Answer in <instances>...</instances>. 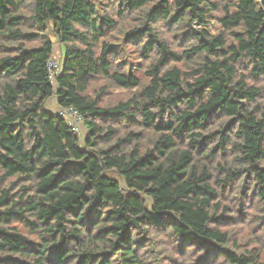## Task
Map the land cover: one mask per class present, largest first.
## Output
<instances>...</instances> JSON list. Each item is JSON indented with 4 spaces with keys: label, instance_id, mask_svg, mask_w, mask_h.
I'll list each match as a JSON object with an SVG mask.
<instances>
[{
    "label": "clouds",
    "instance_id": "1",
    "mask_svg": "<svg viewBox=\"0 0 264 264\" xmlns=\"http://www.w3.org/2000/svg\"><path fill=\"white\" fill-rule=\"evenodd\" d=\"M16 2L19 3L20 0ZM41 2L45 5V11L47 3L58 4L63 10L60 15L64 16L69 9L79 3V0H25L26 5L32 9L30 15H33L38 24L46 25V38H50L52 52H58L59 58L54 67L47 64V59H51L49 55L46 59L34 58L28 61L15 75L7 72L3 74L7 79L3 80L4 87L0 88V125L3 126L0 127V154L6 153L7 138L15 139L21 147L17 158L26 164L28 158H34V162L29 165L33 170L28 175L35 189L39 184L35 172L43 165L53 159L64 161L75 158L79 152H87L92 158L90 160L92 167L87 171L93 175L96 183L93 187L84 189V196L89 198V202L96 200L99 191V187L96 186L98 177L105 173L116 176L119 184L114 189V194L117 196L135 194L133 185L135 192L141 193L143 203L140 205V211L126 210L129 220H136L137 215L143 212L144 205L149 211L153 210L158 196L163 194L159 185L168 180L167 174L175 167L179 152H186L191 164L184 169L187 175L180 182L179 189H182L184 184L207 178L208 187L215 193L223 194L225 187L229 188L227 200H221L220 203L228 204L234 212L241 208L245 195L251 198V205H245L249 223L247 227L238 231L237 235L241 232L243 235L232 245L233 255L236 258L235 264H243L244 261H248L249 264H264V227L256 232L251 231L264 222V154L257 155V146L264 147V77L254 78L258 68H264V0H189L191 8L183 20L173 27L172 32H167L164 27L167 17L153 22L143 15L144 10L134 13L141 16L142 22L148 25L153 34L164 36L169 50L179 55L186 56L189 53L195 55V59L189 65L190 71L181 74L178 85L180 90L187 94L189 88L195 86L191 82H199L201 79H212L217 83L226 84L239 101V105H243L242 107L238 105L234 112L243 113L245 121L256 126V134H252L246 130L245 122L235 123L229 130L211 137L205 153V146L197 147V143L204 139L205 131L212 132L213 128H222L223 121L207 130L200 126L201 120L189 122L184 132L185 141L176 150L175 157L172 153L157 154L158 159L149 169L157 173V180L151 185H145L124 171L131 168L132 164L156 145L157 139L160 138V134H156L151 144L146 145L143 138H136V133L141 132L140 125L153 119L157 123L161 119L170 121L174 126L163 133V137L177 140V133L185 123L184 115L196 114L202 105L210 103L211 86L203 99L179 103V110L169 107L176 91L170 87L164 89L167 87L166 74L174 66L155 71L162 53H151L150 59L144 61L143 68H140L138 64L143 60L140 56L143 49L122 46L124 50L121 55L111 58V64L106 68L103 51L106 47V38L102 37L91 23L82 25L76 20H70L65 24L59 21L54 24L53 17L41 19L43 13L36 15L39 11L36 5ZM127 3L128 0H90V9H94L91 16L96 18L97 23L100 17H108L114 22H119L123 16L132 14L121 7ZM169 3L173 5L171 13H175L176 0H169ZM201 17L205 23L198 24L197 20ZM217 18H225L226 23L218 21ZM189 27L203 34L210 43L216 42L219 38L222 43L219 44L218 51L215 54L207 50L196 51L199 37L184 47H176L178 41H173L172 36L187 31ZM0 43H7L6 34H0ZM20 51H23V47ZM120 60H127L129 68H117ZM133 61L137 64H132ZM2 63L0 60V64ZM34 64L36 69L41 67L45 69L39 77L32 75ZM129 70L132 74L129 79L135 78L139 86H130L127 93L122 96V103L125 105L124 119L116 123H105L100 118L92 119L88 115L89 112L113 110L115 106L105 103V96L113 94L114 85L117 83L116 76H126ZM21 80H36L40 87L30 85L27 91L13 95L9 86L15 88ZM249 92L257 95L252 98L249 95L240 96V93ZM69 112L78 113V116L68 120L65 117ZM129 116L136 122V127L129 124ZM9 121L18 126L10 129L7 126ZM90 127L94 129V134ZM147 131V128L143 129V134L146 135ZM113 145L116 147L113 148ZM106 149L108 151H105ZM112 165L116 167L113 168ZM15 179V175L9 179V170L0 167V200L5 194L11 196L16 191L9 187L11 181ZM75 182L81 183L80 180ZM19 187H27V184H21ZM146 187L156 190V194L141 192ZM170 195L173 200L179 199L183 204L190 206L176 210L179 218L177 222L183 220L184 212L200 207L191 193L185 194L177 190V186H173ZM21 198L29 199L31 193L25 197L21 192L16 199ZM36 199L39 201L42 198ZM103 203L117 209L121 207L118 200L104 201L100 209L103 215H108ZM4 210L0 205V211ZM81 211L82 214L87 213L88 205L83 204ZM25 215L32 220L37 219L34 211H26ZM60 219L64 222V235L70 231H77L80 233L78 239L88 241L76 251L94 249L91 237L95 236V231L73 229L68 222L75 217L68 213ZM57 227L58 224L54 223L53 228ZM38 231L37 240L42 242L43 239L52 238L51 232L47 229ZM178 235L171 225L161 232L139 223L134 226L126 242V246H131L134 251L117 252L113 257V264H195L198 253L192 248L181 253L177 248ZM108 239L111 241L107 245L110 248L116 242V236ZM232 239L236 241V236ZM223 259L217 257L211 264H220ZM225 264L228 262L225 261Z\"/></svg>",
    "mask_w": 264,
    "mask_h": 264
},
{
    "label": "trees",
    "instance_id": "2",
    "mask_svg": "<svg viewBox=\"0 0 264 264\" xmlns=\"http://www.w3.org/2000/svg\"><path fill=\"white\" fill-rule=\"evenodd\" d=\"M36 7L39 10L36 15L43 13L41 19L53 17L54 24L56 21L65 24L70 20H76L82 25L91 23L101 36L106 38V47L103 50L104 67L106 68L111 64V58L121 55L124 50L122 46L143 49L140 52L143 60L138 64L140 68H143L144 61L150 59L151 53H162L155 71L169 68L170 65L174 66L166 74L167 87L164 89L167 90L170 87L176 91V95L171 98L169 107L179 110V103L201 100L211 86L210 103L202 105L196 114L184 115L185 123L177 133V140L163 137V133L174 126L170 121L161 119L157 123L153 119L140 125L141 132L136 133V138H143L146 145L151 144V140L156 134H160V138L157 139L156 145L144 152L132 164L131 168H126L124 171L145 185H151L154 180H157V173L149 171V169L158 159V155L172 153L175 157L176 150L185 141L184 132L189 126V122L195 123L196 120H201L200 126L207 130L213 128L214 124L223 121L222 128H213L212 132L205 131L204 139L197 143V147L205 146V153L211 137L229 130L237 122H245L246 130L256 134L255 124L246 122L243 113L234 112L239 101L232 95V91L226 84L217 83L212 79H201L199 82H191L195 86L190 87L187 94L180 90L178 85L181 74L190 71L189 65L195 59V55L193 53L186 56L179 55L169 50L164 36L153 34L148 25L142 22L141 16L134 14L144 10L143 15L153 22L167 17L164 27L167 32H172L173 27L183 20L191 8L189 0H176L175 13H171L173 5L169 3V0H128V3L122 4L121 7L132 14L123 16L119 22H114L108 17H100L99 23L96 22V18L91 16L94 9H90V0H79V3L69 9L64 16L60 15L63 10L54 2L47 3L46 11L43 2L38 3ZM31 12L32 9L26 5L25 0H20L19 3L16 0H0V34H6L7 38V43H0V60L3 61L0 64V88L4 87L3 80L7 79L6 76H3L5 72L15 75L27 65L28 61L34 58L46 59L53 53L51 40L45 35L46 25L38 24L33 15H30ZM217 19L226 23L225 18ZM197 23H205L203 17L197 20ZM197 37H199V44L196 51L207 50L215 54L219 49V44L222 43L219 38L216 42L210 43L203 34L195 32L190 27L183 33L174 34L172 39L178 41L176 47H184ZM21 47H23V51H20ZM65 60H67V54H65ZM131 63L137 64L135 61ZM116 67L129 68V62L120 60ZM43 71H45L43 67L36 69L34 64L32 75L39 77ZM131 76L130 70L126 76H116L117 83L114 85L113 94L105 96V103L115 106L112 111L107 109L92 111L88 115L92 119L100 118L105 123L122 121L125 107L122 103V96L127 93L130 86H139L135 78L129 79ZM261 77H264V68H258L254 74L255 79ZM237 83L239 84V81ZM30 85L36 88L40 87L36 80H21L15 85V88H11V86L9 88L14 95L27 91ZM244 95H249L252 98L257 93H240V96ZM128 120L131 126H137L131 116ZM7 126L14 129L18 125L9 121ZM0 127L3 126L0 125ZM145 128L148 130L146 135L143 134ZM90 131L94 134V129L91 127ZM18 136L19 133H17ZM112 147L115 148L116 145ZM257 147V155L264 154V147L259 145ZM5 149L6 153L0 154V167L9 170V179L13 175L16 176V179L12 180L9 185L16 191L11 196L5 194L0 200V205L5 209L0 211V264H113V257L117 252L134 251L131 246H126V242L129 240L134 226L139 223H144L161 232L170 225L173 226L179 233L176 237L178 250L183 253L185 249L192 248L198 253L195 264H211V261L217 257L224 258L220 264H225V261L228 264H235L236 258L233 255L232 245L239 241L243 235L242 232L237 235L238 231L247 227L249 223L245 205L250 206L252 200L245 195L241 208L238 212H234L228 204L220 203L221 200H227L229 188L225 187L223 194L215 193L208 187L207 178L203 181L184 184L183 188L179 189L180 182L187 175L184 169L191 164V159L187 157L186 152H179L175 167L167 174L168 180L159 185L163 194L158 196L153 210L149 211L144 205L143 212L137 215L136 220H129L126 210L140 211V205L143 203L140 198L141 193L135 192V185H133L135 194L117 196L114 194V189L119 181L105 173L98 177L97 199L89 202V198L84 196V189L91 188L96 183L93 180V175L87 171L92 167L90 163L92 158L87 152H79L75 158L64 161L53 159L43 165L38 172H35L39 184L33 189L28 173L33 170L29 165L34 162V158H28L27 164L18 159L17 153L21 152V147L12 137L7 138ZM111 167L115 168L116 165ZM17 173L22 174L17 175ZM76 180H80L81 183H76ZM21 184H27V187H19ZM173 186H177V190L183 191L185 194L191 193L200 204V207L184 212V218L179 222H177L179 218L176 215V210L190 206L183 204L179 199L171 198L170 193ZM145 191L152 195L156 194V190L151 187L141 190V192ZM21 192L25 197L31 193V198L16 199ZM109 193L112 194L109 195ZM37 197L42 199L37 201ZM113 200H118L121 207L117 209L103 203V207L107 208L108 212V215H103L100 211L102 202ZM83 204L88 205V211L84 214L81 211ZM30 210L36 213V220L25 215V212ZM65 213L75 217L68 222L73 229L82 228L85 231H95V236L91 237V242L94 245L92 251H76L77 248L88 243V241L78 239L79 232L70 231L64 235V222L60 218ZM54 223L58 224L55 229L53 228ZM261 227H264V222L251 231L256 232ZM39 229L50 231L52 238L43 239L42 242L37 240ZM113 235L116 236V242L109 248L107 245L111 241L108 238ZM233 236H236V241L232 239ZM243 264H249V262L244 261Z\"/></svg>",
    "mask_w": 264,
    "mask_h": 264
},
{
    "label": "built area",
    "instance_id": "3",
    "mask_svg": "<svg viewBox=\"0 0 264 264\" xmlns=\"http://www.w3.org/2000/svg\"><path fill=\"white\" fill-rule=\"evenodd\" d=\"M57 59H58V56L54 53L51 54V59H48V62L47 64L54 67L56 62H57ZM78 116V113H75V112H69L66 114V119L68 120H73L75 119L76 117Z\"/></svg>",
    "mask_w": 264,
    "mask_h": 264
},
{
    "label": "rangeland",
    "instance_id": "4",
    "mask_svg": "<svg viewBox=\"0 0 264 264\" xmlns=\"http://www.w3.org/2000/svg\"><path fill=\"white\" fill-rule=\"evenodd\" d=\"M53 54H54V53H53ZM55 54H56V55L58 56V58H59V53H58V52H56ZM111 177H113V179H116V180H118L116 176H111ZM118 181H119V180H118Z\"/></svg>",
    "mask_w": 264,
    "mask_h": 264
}]
</instances>
